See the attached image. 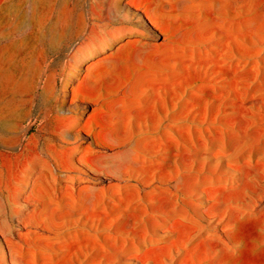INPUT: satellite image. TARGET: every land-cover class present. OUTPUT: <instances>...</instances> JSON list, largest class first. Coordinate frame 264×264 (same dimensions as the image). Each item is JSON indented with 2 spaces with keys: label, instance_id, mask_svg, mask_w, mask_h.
Listing matches in <instances>:
<instances>
[{
  "label": "rangeland",
  "instance_id": "1",
  "mask_svg": "<svg viewBox=\"0 0 264 264\" xmlns=\"http://www.w3.org/2000/svg\"><path fill=\"white\" fill-rule=\"evenodd\" d=\"M0 0V264H264V0Z\"/></svg>",
  "mask_w": 264,
  "mask_h": 264
},
{
  "label": "bare ground",
  "instance_id": "2",
  "mask_svg": "<svg viewBox=\"0 0 264 264\" xmlns=\"http://www.w3.org/2000/svg\"><path fill=\"white\" fill-rule=\"evenodd\" d=\"M129 1L137 5V3H136L134 0H129ZM0 225H1V224H0Z\"/></svg>",
  "mask_w": 264,
  "mask_h": 264
}]
</instances>
